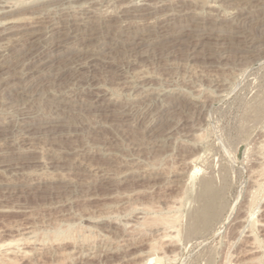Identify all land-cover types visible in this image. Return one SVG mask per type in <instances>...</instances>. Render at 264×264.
Masks as SVG:
<instances>
[{
	"label": "rangeland",
	"instance_id": "rangeland-1",
	"mask_svg": "<svg viewBox=\"0 0 264 264\" xmlns=\"http://www.w3.org/2000/svg\"><path fill=\"white\" fill-rule=\"evenodd\" d=\"M64 1L0 0L9 5L0 22L13 31L0 42L10 47L7 60L22 47L20 28L36 20L74 28L86 8L94 24L129 20L154 29L161 40L168 13L193 10L200 22L211 19L207 26L233 30L236 42L230 33L220 39L167 34L133 53L126 48L131 37L113 33L110 46L121 40L106 53L113 71L89 66L80 36L70 42V53H56L55 70L64 73L48 69L23 81L4 74L0 125L9 122L19 137L14 145L0 143V168L18 166L16 174L17 167L0 173V264H264V0L248 6L162 0L143 22L122 16L130 6L141 9L142 0ZM179 15L178 22H188ZM251 44L253 50H244ZM23 90L30 106L18 97ZM60 100L72 103V113L64 112L69 131L40 135V146L20 144V124L64 115L53 108ZM125 108L131 115H122ZM8 179L13 188L3 184Z\"/></svg>",
	"mask_w": 264,
	"mask_h": 264
},
{
	"label": "bare ground",
	"instance_id": "bare-ground-1",
	"mask_svg": "<svg viewBox=\"0 0 264 264\" xmlns=\"http://www.w3.org/2000/svg\"><path fill=\"white\" fill-rule=\"evenodd\" d=\"M34 1V0H33ZM41 3L43 2H47V1H52V0H40ZM80 1H86L85 3H82V5H87V4H95V3H98V2H104L106 3L107 1L109 0H67L66 2L64 1L63 3H74V2H80ZM112 1V0H111ZM139 1V0H138ZM142 8L141 9H133L132 6H130V9L124 11L123 13V17L125 18H136L138 20V22H143L145 21V18L147 16H150V15H154L156 14L161 6L160 4L164 3L162 0H142ZM226 2V1H225ZM228 2L230 3H233L232 5H235V6H238V5H241L243 3H250L249 0H228ZM6 3V2H5ZM136 3V2H135ZM8 4V2H7ZM7 4H2L0 5V15H3V14H6V13H9V12H6L5 9L6 8H9V5ZM37 4V3H36ZM128 4V3H127ZM244 4V5H246ZM77 5V4H76ZM79 4V6H82ZM135 5V4H134ZM164 5V4H162ZM71 5H69L70 7ZM74 6V5H73ZM128 6V5H127ZM230 6V5H229ZM248 6V4H247ZM83 8H85V6H82ZM141 7V6H140ZM163 7V6H162ZM211 7V6H208V8ZM213 7V6H212ZM240 7V6H239ZM243 7V6H242ZM89 8V7H88ZM246 8V6H245ZM125 9V8H124ZM216 9V8H215ZM240 9V8H239ZM243 9V8H242ZM4 10V11H3ZM11 11V10H10ZM182 12H185L184 14H177L179 16H183L185 17L186 21L188 22H185V23H180L177 21V18L178 17L176 14H172V15H169L168 13V17L169 20H166L164 23L166 24V26H163L161 28H165L167 29L166 31L168 32L167 34H172V36H190L191 34H197L198 33H202V34H206L208 33L207 35H210L212 38L214 36L215 37H219L218 39H220V37H224L223 34L225 33H230L229 35H227L228 39L233 38V30H224V29H221L220 27H218L217 24H214V25H209L207 26V22H209L211 19H206V20H203L201 19L202 22H200V20L198 19L199 17L198 14H196L195 12H193V10H187L185 9L182 10ZM180 11V13H182ZM38 13V12H37ZM93 13V12H92ZM244 14V13H243ZM84 15L85 17L82 18V20L80 21V23H77L74 25V28L73 27H68L66 29L62 28L60 26H56V24L54 23H51V24H48L46 26H39L38 24L39 23H43L44 21H37L36 20V26H30L31 28H20L19 31L21 32L19 34V41H21L23 44L22 47L20 49H16V54L14 56L13 59H15L13 61V59H9L7 60V56H9V53H10V47L7 45V46H4L3 44L5 43H0V83H3L4 81H6L7 78H5V76L3 77L4 74L7 75V73H9V75L11 76L10 79H19L20 81L26 77L29 78V76H33V75H36V74H39V73H43L44 71L50 69V71H57L55 69L56 68V65L58 64L57 63V58H58V55H56L57 52L59 53H62V54H65V53H70V42H72L73 39H76L80 36H82L83 38L80 39L81 42L83 43V47L81 49L80 47V51H82L81 53L82 54H85L89 57V66L90 67H96V66H104V67H108L110 68L111 70L114 71V66L111 65L110 61H108L105 57L107 56V52L109 50H112L114 48H118L120 45H118L120 43L121 40H119L118 37H116L115 39H113L111 42H112V45L110 46L111 43L108 42L107 38L110 39V37L113 35H121V34H127L129 37H131V40L130 42L128 43V46L126 48H129L128 51H131L133 53H136V49L138 46H150V45H155V43H160V42H163L167 39L168 35L166 34L165 38H162L164 40H161L159 38H156V33H154V29L152 30L151 28H149L147 25L145 24H139V25H133L132 23L129 24V20H125V21H121V22H115L114 24H109V23H104L103 21V24H100L99 23H96L95 24L93 23V20H90L92 18V14H91V11L89 9H85L84 10ZM167 15V14H166ZM42 14L38 13V17H36L35 19H39L41 18ZM94 16V15H93ZM246 17V16H245ZM79 18V17H78ZM166 19V17H163ZM33 19V18H32ZM96 19V18H95ZM254 19V18H253ZM99 19L97 18V21ZM110 20V19H109ZM111 21V20H110ZM135 21V19H134ZM245 21V20H244ZM260 20V25H259V29H260V34L264 37V21ZM3 22V21H2ZM75 22V21H74ZM78 22V20H77ZM211 22V21H210ZM258 23V21H256ZM5 23V22H4ZM9 23H12L11 21ZM14 23V22H13ZM35 23V22H34ZM70 23V22H69ZM6 24V23H5ZM8 24V23H7ZM123 24H126V25H123ZM0 42L1 40L3 41L5 38L6 35H8L10 32V30L12 31V28L11 26L10 27H5L6 28H3L4 25L0 22ZM33 25V24H32ZM171 27H170V26ZM256 25V24H255ZM9 26V25H8ZM71 26V25H70ZM169 26V28L167 27ZM225 26V25H224ZM240 26V25H239ZM242 26V25H241ZM246 26V25H245ZM210 27V28H209ZM222 27V25H221ZM258 27V26H257ZM225 28V27H224ZM232 28V27H231ZM255 28V27H254ZM18 29V28H17ZM169 29V30H168ZM229 29V28H228ZM242 30V29H241ZM240 31V30H239ZM250 31H253L252 29H250ZM13 32V31H12ZM15 32V31H14ZM158 32V31H157ZM234 32H236L234 30ZM159 33V32H158ZM162 33V32H161ZM166 33V32H165ZM239 33V32H237ZM246 33V32H245ZM164 35V33H162ZM187 34H190V35H187ZM201 34V35H202ZM244 34V31L243 33ZM248 34V33H247ZM252 34V33H251ZM158 35V34H157ZM225 35V36H226ZM250 35V34H249ZM155 36V37H154ZM170 36V35H169ZM239 36V35H238ZM248 36V35H247ZM204 37V36H203ZM206 37V36H205ZM204 37V38H205ZM236 37V36H235ZM243 37V36H242ZM246 37V36H245ZM244 37V38H245ZM262 37V38H263ZM81 38V37H80ZM158 39V41H156V39ZM174 38V37H172ZM193 38H197V36L193 37ZM203 38V39H204ZM213 38V39H214ZM225 38V37H224ZM237 38V37H236ZM241 38V37H240ZM171 39V38H170ZM169 39V40H170ZM178 39V38H177ZM180 39V38H179ZM198 39V38H197ZM200 39V38H199ZM202 39V40H203ZM208 39V43H209V39L210 38H207ZM227 39V42H230L231 40L228 41ZM249 39V38H248ZM247 39V40H248ZM6 40V39H5ZM139 40V42H138ZM160 40V41H159ZM196 40V39H195ZM205 40V39H204ZM236 39H234L235 41ZM251 40H254V39H251ZM250 40V41H251ZM258 40L259 37H258ZM218 41V40H216ZM239 41V40H238ZM237 41V42H238ZM245 41V40H244ZM242 41V42H244ZM261 41V40H260ZM207 42V41H206ZM205 42V43H206ZM236 42V41H235ZM240 42V41H239ZM246 42V41H245ZM253 42V41H252ZM10 43V42H9ZM78 43V42H77ZM125 43V42H124ZM202 43V42H201ZM204 43V42H203ZM216 43V42H215ZM233 43V42H232ZM13 44V43H12ZM17 44V43H16ZM73 44V43H72ZM122 44V43H121ZM162 44V43H161ZM212 44V43H210ZM218 44V43H217ZM19 45V44H18ZM17 45V46H18ZM81 45V43H80ZM114 45V46H113ZM135 45V46H134ZM206 45V44H205ZM214 45V44H213ZM242 45V44H241ZM244 45V44H243ZM11 46V45H10ZM162 46V45H161ZM166 46V45H164ZM163 46V47H164ZM204 46V45H203ZM207 46V45H206ZM209 46V45H208ZM216 46V45H215ZM238 46V45H237ZM249 46V45H248ZM160 47V46H158ZM211 47V46H210ZM217 47H221L220 46H217ZM241 47V46H240ZM244 47V46H243ZM242 47V49H243ZM253 47H254V44H251L248 49H245L247 47L244 48V50H253ZM120 48V47H119ZM124 48V47H122ZM156 48V47H155ZM162 48V47H161ZM160 48V49H161ZM223 48V46H222ZM236 48V47H235ZM12 49V48H11ZM165 49V48H163ZM217 49V48H216ZM239 49V48H238ZM213 50H214V47H213ZM221 50V49H220ZM237 50V49H236ZM65 51V52H64ZM128 51H125V54L128 53ZM207 51V50H206ZM241 51V49H240ZM76 52V51H75ZM222 52V51H221ZM13 53V52H12ZM79 53V52H78ZM142 53V52H141ZM214 53V52H213ZM219 53V52H218ZM132 54V53H131ZM208 54L210 55L209 51H208ZM212 54V53H211ZM217 54V53H216ZM20 55H23L22 57H20ZM61 55V54H60ZM222 55V54H221ZM224 55V54H223ZM24 57V59H23ZM213 57V56H212ZM224 57V56H222ZM68 58V57H67ZM210 58V57H209ZM23 59V60H22ZM211 59V58H210ZM213 59V58H212ZM219 59V58H217ZM221 59V57H220ZM223 59V58H222ZM8 62H12V65H9ZM57 63V64H56ZM110 64V65H109ZM213 64V63H212ZM66 67V66H65ZM219 67V66H218ZM69 68V67H68ZM98 68V67H97ZM59 71V72H58ZM58 73H64L66 72L67 70L65 68H60L58 69ZM49 73V71H48ZM57 73V74H58ZM44 74V73H43ZM47 74V73H46ZM50 74V73H49ZM52 74V73H51ZM50 74V75H51ZM114 74V73H113ZM41 75V74H40ZM59 75V74H58ZM8 76V75H7ZM41 76H44V75H41ZM49 76V75H48ZM55 76V74H54ZM36 77V76H35ZM40 77V76H39ZM60 77V76H59ZM55 78V77H54ZM27 79V78H26ZM16 80V81H17ZM30 80V79H29ZM23 81V80H22ZM27 81V80H25ZM8 83V80L6 81ZM12 82V81H11ZM130 82V81H129ZM6 83V84H7ZM11 84V83H10ZM12 84H15V83H12ZM18 84V83H17ZM23 84V83H22ZM20 85V84H19ZM18 85V88L21 87ZM15 86H17L15 84ZM25 86V84H24ZM23 86V87H24ZM20 89V88H19ZM26 89V88H24ZM20 91V90H19ZM19 93V92H18ZM20 96H18L20 98V100L22 102H24V104L26 103V106H30V103L32 104V100H29L28 99V92L27 90H23L22 92L19 93ZM152 95V94H151ZM96 97V96H95ZM63 99V98H62ZM61 99V100H62ZM59 101L57 103L53 102V108H57L56 110L59 111V112H63L64 115H58V116H55L53 117L52 119H45L43 121H39L38 119H36L35 117L32 119L30 118L32 121L30 122H25L24 124H20L21 125V139H19V143L20 144H23L25 146H40L39 142H40V135H46V137L50 136V135H53L54 134H58V133H64L66 131H69V129L71 128V125L70 123L67 122V115H65L64 112H69V113H72V103L70 102H66V101ZM96 102V101H95ZM99 102V101H98ZM96 102V103H98ZM74 103V102H73ZM93 103V101L91 102ZM100 103V102H99ZM97 105V104H96ZM153 105V104H152ZM92 106V104L90 105V107ZM59 107V108H58ZM127 107V106H125ZM34 108V107H33ZM122 108V107H121ZM67 109V110H66ZM124 109V107L122 108ZM121 109V111H122ZM126 109V108H125ZM129 109V108H128ZM32 110V109H31ZM66 110V111H65ZM127 110V109H126ZM123 110L124 112H122V115L123 116H128V115H131L130 111L129 110ZM129 111V112H128ZM133 111V110H132ZM28 112H30L27 107L25 108V111L24 113L25 114H28ZM167 112V111H166ZM22 113V112H21ZM57 113V112H55ZM121 113V112H119ZM171 113V112H170ZM186 113V112H185ZM33 114V113H32ZM118 114V113H117ZM159 114V113H158ZM169 114V113H168ZM151 115V114H150ZM164 115V114H163ZM161 115L159 117L163 118L164 116ZM166 115V114H165ZM172 115V113H171ZM27 115H25L26 117ZM121 116V115H120ZM122 116V117H123ZM176 116V115H175ZM174 116V117H175ZM32 117V115H31ZM119 117V116H118ZM177 117V116H176ZM28 118V116L26 117ZM178 118V117H177ZM185 118V117H184ZM183 118V119H184ZM29 119V120H30ZM121 119V118H120ZM172 119V118H171ZM182 119V118H181ZM180 119V120H181ZM181 120V125L183 126H187V120L184 119V120ZM66 120V122H65ZM123 120V119H122ZM158 120V119H157ZM25 121V119H24ZM169 121V119H168ZM167 121V122H168ZM172 121V120H171ZM157 122V121H156ZM163 123V122H162ZM19 125V126H20ZM160 126V125H159ZM15 127V126H14ZM9 122H4L2 125H0V143H5V144H9V141L12 140V144L14 145L15 144V141H17L16 139H18L17 137H15V141L13 140L14 139V136L15 135V129ZM175 127V126H174ZM165 128V127H164ZM182 129V128H181ZM19 130V129H18ZM164 130V129H163ZM155 131V130H154ZM18 132V131H17ZM164 133V132H163ZM65 134V133H64ZM161 135V134H160ZM18 136V135H17ZM62 136V135H61ZM164 138H168L170 139L169 137H171V132L167 131L165 132V134L163 135ZM19 137V136H18ZM156 137V136H155ZM159 137V135L157 136ZM156 137V139H157ZM162 137V136H161ZM13 138V139H12ZM44 138V141H46L45 137ZM49 138V137H48ZM58 138V137H57ZM53 139H55L53 137ZM164 139V140H165ZM42 140V139H41ZM59 140H62V139H59ZM58 140V141H59ZM49 141V140H48ZM163 141V140H162ZM166 141V140H165ZM14 142V143H13ZM155 142V141H154ZM153 142V143H154ZM158 142V140H157ZM11 143V142H10ZM17 143V142H16ZM156 143V142H155ZM4 144V145H5ZM1 145V144H0ZM155 145V144H154ZM160 146V145H159ZM1 147V146H0ZM9 147V146H8ZM23 147V146H22ZM43 149V148H42ZM162 149V148H161ZM114 153V152H113ZM68 154V153H67ZM110 154V152H109ZM115 154V153H114ZM113 154V155H114ZM55 155V154H54ZM109 156V155H108ZM117 156V155H116ZM194 157V156H193ZM66 158V157H65ZM69 159V158H68ZM66 159V160H68ZM74 160V158H72ZM78 159V158H77ZM193 160L195 158H192ZM198 159V158H196ZM61 160V158H60ZM64 160V159H63ZM71 160V159H70ZM10 161V160H9ZM59 161V159H58ZM76 161V160H75ZM191 161V160H190ZM4 162V161H3ZM7 162L8 164V161H5ZM15 162V161H14ZM65 162V161H63ZM61 162V163H63ZM71 162V161H70ZM70 162H66L69 164V166L71 165ZM78 162V161H77ZM193 162V161H192ZM11 163H12V160H11ZM188 163V162H187ZM4 164V163H3ZM67 164V166H68ZM77 164V163H76ZM5 165V164H4ZM17 165H21V164H17ZM49 165V164H48ZM68 166V167H69ZM76 166V165H75ZM17 167V170L15 169ZM22 167V166H21ZM76 167H81V163H80V166L78 164V166ZM75 167V168H76ZM3 168V167H2ZM0 168V173H1V169ZM62 168V167H60ZM15 169L16 171H14V173H18V166H12L11 164L9 165H6L4 166V168L2 170L4 171H10V170H13ZM66 169V168H65ZM74 169V168H73ZM262 169V168H261ZM263 170V169H262ZM253 171V170H252ZM13 172V171H12ZM15 173V174H16ZM20 173V172H19ZM123 173V171H122ZM255 173V172H254ZM8 173H6L7 175ZM10 174H13V173H10ZM9 174V175H10ZM115 174V173H114ZM121 174V173H120ZM125 174V172H124ZM20 175V174H19ZM116 175V174H115ZM181 175V174H180ZM183 175V174H182ZM196 173H193L191 174V179L192 178H195L196 176ZM117 176V175H116ZM124 176V175H123ZM195 176V177H194ZM5 177V176H4ZM7 177V176H6ZM28 177V176H27ZM118 177V176H117ZM17 178V176H16ZM119 178V177H118ZM7 179V178H6ZM15 179V177H14ZM30 179V178H29ZM112 179V178H111ZM190 179V178H189ZM256 179V178H255ZM22 180V179H21ZM20 180V181H21ZM19 181V182H20ZM23 181V180H22ZM31 181V179H30ZM5 182V181H4ZM15 182V181H14ZM13 180L12 179H8V182L6 183H3L6 187L7 186H11L13 183ZM18 182V183H19ZM26 182V181H25ZM33 182V181H31ZM254 182V181H253ZM257 182V181H256ZM16 183V182H15ZM29 183V182H28ZM258 183V182H257ZM33 184V183H31ZM30 184V185H31ZM29 185V186H30ZM20 186V185H19ZM12 187V186H11ZM16 187V186H15ZM33 187V186H32ZM13 188V187H12ZM254 192V191H253ZM256 195V194H255ZM205 198V197H204ZM204 202V201H203ZM202 202V203H203ZM207 202V201H206ZM205 202V203H206ZM213 203V201H212ZM207 207L209 209V203L206 204ZM252 207V206H251ZM252 210V208H251ZM250 212V210H249ZM175 219V218H174ZM211 219V218H210ZM247 219V218H246ZM249 220V219H247ZM170 221V220H169ZM177 221V220H176ZM244 218H242V220L239 221V223H241V227L243 226V223H244ZM257 223L258 220L256 221ZM164 223V222H162ZM170 225L172 224L171 222L169 223H164V227H166V225ZM262 224V222H261ZM260 224V225H261ZM256 225V223H255ZM264 225V224H263ZM264 227V226H263ZM171 228V227H170ZM175 228V227H174ZM252 234V232H251ZM242 235V234H241ZM253 237V236H252ZM255 241V239H254ZM258 241V240H257ZM256 244V242H255ZM257 244H259V242H257ZM249 246V245H248ZM252 247V246H250ZM247 250V249H246ZM251 252V250H250ZM256 252V251H255ZM151 258V257H150ZM152 260L154 261V259L152 258ZM252 260V259H251ZM255 260V259H253ZM150 262L151 259H150ZM252 262V261H250ZM146 264V262H145Z\"/></svg>",
	"mask_w": 264,
	"mask_h": 264
}]
</instances>
